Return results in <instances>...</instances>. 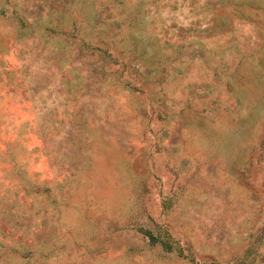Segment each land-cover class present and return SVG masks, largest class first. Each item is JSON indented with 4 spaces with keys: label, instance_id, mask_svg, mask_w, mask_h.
Wrapping results in <instances>:
<instances>
[{
    "label": "rangeland",
    "instance_id": "1",
    "mask_svg": "<svg viewBox=\"0 0 264 264\" xmlns=\"http://www.w3.org/2000/svg\"><path fill=\"white\" fill-rule=\"evenodd\" d=\"M0 264H264V0H0Z\"/></svg>",
    "mask_w": 264,
    "mask_h": 264
}]
</instances>
